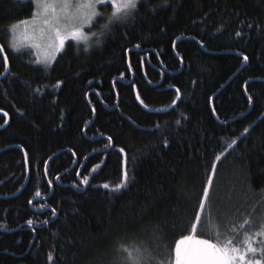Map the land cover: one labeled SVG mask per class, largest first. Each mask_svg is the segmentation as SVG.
<instances>
[{
	"label": "trees",
	"instance_id": "16d2710c",
	"mask_svg": "<svg viewBox=\"0 0 264 264\" xmlns=\"http://www.w3.org/2000/svg\"><path fill=\"white\" fill-rule=\"evenodd\" d=\"M34 9L0 0V264H112L157 228L171 246L206 186L210 231H254L264 0H144L135 18L102 31L105 15L87 42L65 40L50 66L12 47Z\"/></svg>",
	"mask_w": 264,
	"mask_h": 264
},
{
	"label": "snow or ice",
	"instance_id": "6c2138e0",
	"mask_svg": "<svg viewBox=\"0 0 264 264\" xmlns=\"http://www.w3.org/2000/svg\"><path fill=\"white\" fill-rule=\"evenodd\" d=\"M143 2L144 0H35L37 8L43 14L42 24L47 25V29H40L41 36L46 31L55 32L51 46L57 50L64 47L65 40L69 37L78 39L83 26L91 24L97 18H104L106 15L107 22L101 25L102 31L107 30L114 22L122 23L129 17L135 18L138 5H143ZM109 6L111 11L107 12ZM236 35L239 36L240 32ZM12 47L15 48L16 45ZM244 60L247 61L248 57L244 56ZM249 101H252V97H249ZM126 176L125 173V178ZM103 187L108 189L109 185L104 184ZM121 188L122 184H116L112 190L120 191ZM208 196L209 188L206 186L194 219L189 220L188 227L171 246L165 244L163 229L157 228L153 231L151 245L121 244L112 264H264V217L254 231L237 232L235 226H231L228 231L234 233L233 236L222 239L219 232L213 236L211 232L202 231L204 224L201 213L205 208L204 198ZM28 223L31 224L32 221ZM248 223L247 220L244 221L245 225ZM198 225L201 229L199 231ZM172 227L175 228L176 225L173 224ZM257 237L260 239L257 240ZM253 241H256L255 244ZM165 247L168 255L158 259L155 249Z\"/></svg>",
	"mask_w": 264,
	"mask_h": 264
},
{
	"label": "rangeland",
	"instance_id": "374dc122",
	"mask_svg": "<svg viewBox=\"0 0 264 264\" xmlns=\"http://www.w3.org/2000/svg\"><path fill=\"white\" fill-rule=\"evenodd\" d=\"M20 1H31L35 7L34 14L30 19L23 20L15 25L13 30L11 31V43L12 45H16L14 48L16 51H21L24 49H31L32 56L34 58L35 63H39L42 65L50 66L57 55L61 52L57 50L55 47L51 45L54 43L55 32H45L43 37L41 36L40 29H47V25L42 24L43 14L39 8H37L35 0H20ZM94 20L91 24L84 25L82 28L81 35L78 39H72L69 37L68 39H72L74 41H82L87 42L91 37H93L94 33L92 31V25L95 23ZM63 27V26H61ZM210 204V201H209ZM205 206L204 210L201 213L202 222L204 224L203 232L211 234L214 236L217 232L220 233L219 230H209L208 226H206L207 220L212 222H216L215 215L219 211V207L216 202L212 200L211 204L208 205V208ZM207 211V216H205V212ZM201 230L198 225V231ZM221 234V233H220ZM228 236L222 235L221 238H226Z\"/></svg>",
	"mask_w": 264,
	"mask_h": 264
},
{
	"label": "water",
	"instance_id": "95a60500",
	"mask_svg": "<svg viewBox=\"0 0 264 264\" xmlns=\"http://www.w3.org/2000/svg\"><path fill=\"white\" fill-rule=\"evenodd\" d=\"M1 52H2V50H1ZM2 54H3V52H2ZM4 55V54H3ZM135 91V96H136V100L138 101V102H140V100L137 98L138 97V95H137V93H136V90H134ZM8 122H9V118H8V115H6L5 114V121H4V123L2 124V125H0V130H2L3 128H5V126L8 124ZM27 180V179H26ZM25 184V183H24ZM24 186V185H23ZM23 186H22V188H23ZM21 188V189H22ZM20 189V190H21Z\"/></svg>",
	"mask_w": 264,
	"mask_h": 264
}]
</instances>
